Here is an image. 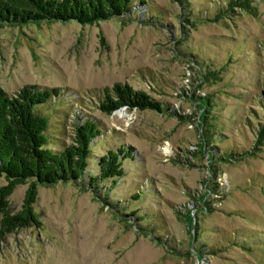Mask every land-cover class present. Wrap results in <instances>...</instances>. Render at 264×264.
I'll use <instances>...</instances> for the list:
<instances>
[{"label":"rangeland","instance_id":"1","mask_svg":"<svg viewBox=\"0 0 264 264\" xmlns=\"http://www.w3.org/2000/svg\"><path fill=\"white\" fill-rule=\"evenodd\" d=\"M233 1L129 0L89 22L0 24V87L57 90L36 106L46 146L69 144L82 119L99 129L80 179L37 184L40 223L2 234L0 264H264V0ZM115 83L162 109L105 112ZM121 146L124 174L92 179Z\"/></svg>","mask_w":264,"mask_h":264},{"label":"trees","instance_id":"2","mask_svg":"<svg viewBox=\"0 0 264 264\" xmlns=\"http://www.w3.org/2000/svg\"><path fill=\"white\" fill-rule=\"evenodd\" d=\"M128 4L129 0H0V24L40 19L89 22L124 13ZM56 91L24 86L8 94L0 87V174L5 178L0 185V238L5 232L40 223L33 208L37 184L80 179L88 166L91 141L99 133L91 119L75 123L72 141L62 149L46 146L48 117L36 106L56 96ZM98 104L105 112L121 105L162 109L160 101L121 83L103 89ZM129 156L131 149L124 146L109 149L100 156L99 174L92 179L122 176L125 170L121 158ZM27 179L30 182L20 208L10 212L9 195Z\"/></svg>","mask_w":264,"mask_h":264}]
</instances>
